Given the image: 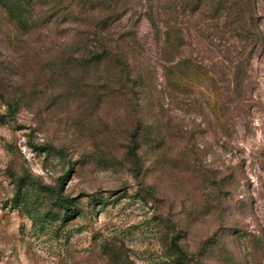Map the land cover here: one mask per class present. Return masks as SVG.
Returning a JSON list of instances; mask_svg holds the SVG:
<instances>
[{
  "label": "rangeland",
  "instance_id": "374dc122",
  "mask_svg": "<svg viewBox=\"0 0 264 264\" xmlns=\"http://www.w3.org/2000/svg\"><path fill=\"white\" fill-rule=\"evenodd\" d=\"M104 8L0 0V264H264V43L252 61L253 106L231 111L217 142L208 63L224 59L225 38L208 0ZM257 16L264 33V4ZM101 43L110 57L85 58ZM118 55L152 77L144 111L157 122L144 123L139 173L126 153L137 110L119 88ZM44 185L71 197L76 213L65 217Z\"/></svg>",
  "mask_w": 264,
  "mask_h": 264
},
{
  "label": "trees",
  "instance_id": "16d2710c",
  "mask_svg": "<svg viewBox=\"0 0 264 264\" xmlns=\"http://www.w3.org/2000/svg\"><path fill=\"white\" fill-rule=\"evenodd\" d=\"M100 2L105 4V10H109L117 3V0H100ZM258 3L264 4V0H208V20L212 23L216 21L218 31L221 33L219 37L225 38L224 43L219 47L224 59L208 63V78L216 98L213 103L208 100V138L213 137L217 142L227 134V127L221 126L219 123H232L231 111L238 108L250 110L253 106L254 72L252 61L255 55L262 52L264 43V33L258 24ZM111 11L114 12V10ZM164 32L166 44L171 43L172 35L169 27ZM227 38L236 41L229 43ZM106 45L101 43V47L95 45L92 49L85 48L86 51L83 52L85 58L88 56L93 60H102L110 57L111 50ZM116 57L121 62V69L124 74L119 88L134 94L131 97L126 96L134 110H137L134 122L136 124L130 132L126 153L135 164L132 170L139 173L140 166L137 162L139 161L141 140L149 131V127L144 123L157 122L154 118L146 119L144 111L146 102L149 103L151 98L152 77L150 71L143 70L137 62L124 59L122 61L119 55ZM184 63L186 66L202 67V64L195 58H187ZM174 72L175 65L172 61L163 65V79L166 88H170L171 75ZM135 88L138 90V96L139 94L143 95L142 103L134 98L136 97ZM17 107L18 102L9 104L11 112H15ZM222 147L226 148V144L224 143ZM43 188L44 191L54 197V204L63 210L65 217H70L76 213L71 197L64 196L59 188L51 185H44ZM172 244L178 252L179 258L187 257L183 246L177 241V236L172 238Z\"/></svg>",
  "mask_w": 264,
  "mask_h": 264
}]
</instances>
